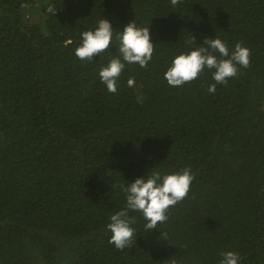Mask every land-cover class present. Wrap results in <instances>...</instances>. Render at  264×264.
I'll use <instances>...</instances> for the list:
<instances>
[{"label": "trees", "instance_id": "1", "mask_svg": "<svg viewBox=\"0 0 264 264\" xmlns=\"http://www.w3.org/2000/svg\"><path fill=\"white\" fill-rule=\"evenodd\" d=\"M102 18L150 27L155 44L115 94L99 77L115 34L91 62L75 55ZM216 36L250 48V66L214 94V70L169 86L173 59ZM185 167L196 179L168 220L146 231L129 212L133 245L109 243L121 186ZM227 251L264 264V0H0V264H220Z\"/></svg>", "mask_w": 264, "mask_h": 264}, {"label": "clouds", "instance_id": "2", "mask_svg": "<svg viewBox=\"0 0 264 264\" xmlns=\"http://www.w3.org/2000/svg\"><path fill=\"white\" fill-rule=\"evenodd\" d=\"M173 6L181 0H170ZM47 12L56 15L55 5H49ZM120 42L118 55L110 59L106 67L101 68L99 77L106 86L107 91L115 94L118 91V81L127 64H138L141 68H147L153 58L155 44L152 42L150 27H139L136 21L125 25L124 29L116 32L111 22L102 18L94 30L81 33L82 42L75 49V55L81 61L93 60L94 56H100L107 51L113 42V37ZM192 40L195 38L192 36ZM70 42V41H69ZM205 46L197 47L190 52H182L176 56L171 66L164 74L169 86L178 87L199 78L205 70H214L212 78L215 83L208 87V92L214 94L217 84H227L228 80L238 77L240 68L250 66L251 49L237 43L233 51H229L226 42L216 38H206ZM219 54V56L216 55ZM128 86L135 84V78L130 77ZM196 174L191 167H185L180 171L161 175L154 171L145 177L137 178L127 186H121L126 194V207L110 217V223L106 228L111 232L109 243L119 250L133 245L135 229L132 225L135 217L129 212H140L147 221L145 230H154L159 224L168 220L170 208L188 198L192 182ZM167 234L162 233L161 239L166 240ZM220 264H241L238 252L227 251L222 253Z\"/></svg>", "mask_w": 264, "mask_h": 264}]
</instances>
